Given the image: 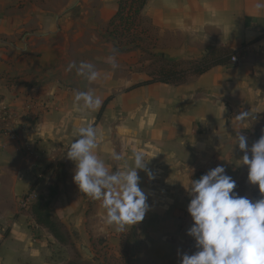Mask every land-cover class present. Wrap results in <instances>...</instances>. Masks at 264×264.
Segmentation results:
<instances>
[{
	"label": "crops",
	"instance_id": "obj_1",
	"mask_svg": "<svg viewBox=\"0 0 264 264\" xmlns=\"http://www.w3.org/2000/svg\"><path fill=\"white\" fill-rule=\"evenodd\" d=\"M80 1L87 6L91 0ZM262 2L147 0L141 23L155 41V55L189 63L222 49L237 61L229 59L176 85L127 90L147 80V73L133 70L136 59L123 63L122 55L128 54L115 53L118 67H111L112 42L96 35L86 18H73L75 0L60 7L41 0H0V264L67 263L47 229L35 223L29 209L18 208L36 180L38 196L56 186L52 218L85 257H93L91 239L117 244L122 235L135 232L139 247L130 252L129 264H181L184 254L197 251L187 234L193 224L187 208L191 181L199 174L223 166L242 196L261 199L258 186L248 182L237 134L247 138L249 150L264 135V9H256ZM97 4V17L105 21L104 1ZM110 10L105 32L116 1ZM82 61L94 64L100 79L90 83L75 69L66 70L70 62ZM90 90L102 105L110 98L103 109L84 111L74 102L76 91ZM241 111H249V119L234 130L231 123ZM89 124L102 135L96 153L110 171L125 161L131 166L136 152L149 161L146 170H138L149 211L123 232L108 226L101 202L73 183L75 164L66 153L79 138L78 129ZM113 153L125 159L114 161ZM61 172L62 179L52 185Z\"/></svg>",
	"mask_w": 264,
	"mask_h": 264
},
{
	"label": "clouds",
	"instance_id": "obj_2",
	"mask_svg": "<svg viewBox=\"0 0 264 264\" xmlns=\"http://www.w3.org/2000/svg\"><path fill=\"white\" fill-rule=\"evenodd\" d=\"M256 9H264V2ZM108 62L115 69L116 49ZM76 70V75L90 83L100 79V72L91 62H70L67 71ZM74 102L84 111H96L102 99L93 91H76ZM249 119V111H241L231 123L239 129ZM79 138L73 141L66 153L74 162L73 183L79 192L101 202L105 223L123 232L126 228L142 222L149 211L147 197L139 187L138 170H146L143 153L132 156V164L125 161L116 171L96 153L102 135L91 124L78 129ZM238 147L244 153L242 165L248 168V182L258 186L262 198L252 201L239 196L234 189L236 182L226 175L223 166L208 171L198 180L191 181V200L187 211L193 224L188 235L196 242L197 251L184 254L181 264H264V135L248 149L247 138L237 134ZM249 151L251 155H249ZM114 161L124 160L122 154L113 153ZM149 178L153 179L151 172ZM189 192V191H188Z\"/></svg>",
	"mask_w": 264,
	"mask_h": 264
},
{
	"label": "trees",
	"instance_id": "obj_3",
	"mask_svg": "<svg viewBox=\"0 0 264 264\" xmlns=\"http://www.w3.org/2000/svg\"><path fill=\"white\" fill-rule=\"evenodd\" d=\"M146 2L147 0H116V10L109 18L106 26L107 36L112 42L114 49H116V53L129 54L133 51L145 50L144 45H146L149 35L147 30L142 26L141 13ZM144 33L147 39L143 37ZM230 57L231 53L227 50L211 49L201 58L189 62L187 68L180 69L177 65L166 61L164 57L161 56L158 59L161 65L156 67L154 71L147 73L149 78L133 84L127 90L154 83L176 85L182 83L188 76L201 75L212 67L225 65ZM109 99L110 98H107L104 101L102 109ZM203 175L205 174H199L193 177V179L198 180ZM38 182L39 180L33 182L30 186V190H34ZM234 191L239 196H242L237 184ZM56 194V186L49 187L47 195L37 196L36 201L31 205L29 210L37 225L47 229L59 244H66L67 239L62 233L61 225L53 220L50 211V203L54 200ZM124 236L126 239L125 244L128 245L131 243L135 252H138L139 241L135 232L131 230V232L124 234ZM126 253L127 252H124V256Z\"/></svg>",
	"mask_w": 264,
	"mask_h": 264
},
{
	"label": "rangeland",
	"instance_id": "obj_4",
	"mask_svg": "<svg viewBox=\"0 0 264 264\" xmlns=\"http://www.w3.org/2000/svg\"><path fill=\"white\" fill-rule=\"evenodd\" d=\"M44 1L46 4H49V3L56 4L57 2L58 4L57 6L60 7L64 0H41V2H44ZM103 1H104L106 10H107L105 17H107L108 19V16L111 12L110 10L111 4L114 3L116 0H103ZM95 9L96 10L98 9L97 0H91L87 6L82 5L80 0H75L74 11L72 13L73 18H81V20L86 18L87 26H90V27L93 26L94 32L96 35L98 34L100 38L103 37L105 40L110 41V39L108 38L105 32V23L107 19H105V21L99 20L97 17V13H96L97 11H95ZM82 25L86 26V23L83 22ZM143 37L147 39L145 33ZM149 38H148V41H146V45H144V48H145L144 51H138V50L134 51L136 55L132 54V56L131 54L122 55L123 63L124 62L130 63L131 60L136 59V61L138 62V66L134 67L133 70L143 71L146 73L154 71L156 67L160 66L161 63L158 62V59L161 56L155 55L153 53V45L155 41L151 35H149ZM165 60L168 62H172L174 65H177L180 69L187 68L189 65V63H180L176 61H169L167 59ZM123 70H124L123 76H125L124 73L126 72V75H128V72H130L131 69L130 67H128V68H123ZM58 177L62 179L63 173L61 172L57 176H55L54 182L52 185L56 184V178ZM125 240L126 239L124 235H122V237L119 238V241H117V244H113V241H109V240L91 239L89 241V245L91 247L93 257H90V258H88L87 256L85 257L83 251L79 248V244L77 241H72L70 239H67L66 244H57V243L56 244H57V249H63L62 250L63 256L64 258L67 259L66 264H129V261L127 260H131L130 252L133 251L134 248L132 247L130 242H129L130 244L126 245ZM124 252H127L125 256H124ZM128 252H129V255H128ZM133 258H134V255H133Z\"/></svg>",
	"mask_w": 264,
	"mask_h": 264
},
{
	"label": "built area",
	"instance_id": "obj_5",
	"mask_svg": "<svg viewBox=\"0 0 264 264\" xmlns=\"http://www.w3.org/2000/svg\"><path fill=\"white\" fill-rule=\"evenodd\" d=\"M263 36H264V31H263ZM236 56H231L230 57V62H236ZM37 193L34 190L29 191L26 195L20 198L18 202V208L20 211H26L28 210L31 205L36 201L37 199Z\"/></svg>",
	"mask_w": 264,
	"mask_h": 264
},
{
	"label": "water",
	"instance_id": "obj_6",
	"mask_svg": "<svg viewBox=\"0 0 264 264\" xmlns=\"http://www.w3.org/2000/svg\"><path fill=\"white\" fill-rule=\"evenodd\" d=\"M86 253H87V251H86Z\"/></svg>",
	"mask_w": 264,
	"mask_h": 264
}]
</instances>
